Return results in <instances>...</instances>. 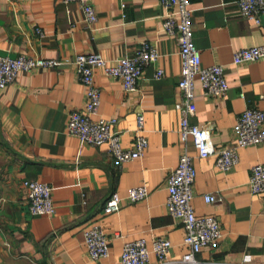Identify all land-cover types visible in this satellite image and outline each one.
<instances>
[{"label":"crops","instance_id":"0c3cea01","mask_svg":"<svg viewBox=\"0 0 264 264\" xmlns=\"http://www.w3.org/2000/svg\"><path fill=\"white\" fill-rule=\"evenodd\" d=\"M159 0H92L97 20L86 23L77 2L63 0H0V54L53 58V69L19 72L0 88V264H119L123 244L144 238L169 240L168 257L181 262L187 252L182 225L166 212L167 177L186 149L195 178L194 213L212 215L222 236L195 254L198 264H264V194L249 192L250 169L264 164V144L237 147V163L220 171L214 156L196 157L190 140L178 132L182 94L179 46L162 31ZM192 41L202 66L221 64L228 90L207 97L199 79L193 82L195 112L189 122L209 129L217 147L235 144L237 117L246 108L263 107L264 58L234 64L241 48L264 45V13L259 22L240 15L236 0H190ZM148 41L159 53L147 65L136 90H124L119 79L102 69L94 73L100 92L95 118L112 120L120 144L131 147L136 115L143 114L147 146L142 157L118 163L106 143L88 145L67 134L71 110L81 108L86 87L75 76L73 58L98 53L113 63L132 56ZM157 68L163 75L154 77ZM23 180L45 182L52 188L55 213H28ZM143 185L146 199L123 201L119 210L102 211L105 200ZM218 193L219 203H206L203 194ZM99 224L108 236V256L88 257L83 232ZM117 234V236H115ZM250 260L243 263V256ZM156 256L149 254V264Z\"/></svg>","mask_w":264,"mask_h":264},{"label":"built area","instance_id":"2783aa9c","mask_svg":"<svg viewBox=\"0 0 264 264\" xmlns=\"http://www.w3.org/2000/svg\"><path fill=\"white\" fill-rule=\"evenodd\" d=\"M64 2H77L83 13L86 23H94L97 20L92 0H63ZM163 9L161 26L162 31L176 39L179 46L180 77L178 88L182 94L180 102L175 107L180 110L179 122L180 139L186 143H192L196 151V157L207 158L214 156L215 165L220 171L230 170L238 161L237 147L264 144V95L263 107L246 108L238 117L235 124V144L217 148L210 138L209 129L189 122L188 117L195 112L193 82L197 77L203 89V95L207 97H223L228 84L224 78V67L221 64L202 66L199 50L192 41V8L190 0H159ZM236 5L241 16L259 22L260 14L264 13V0H236ZM159 58L157 48L148 41L140 42L132 56H120L113 63L105 60L98 53L77 54L73 58L75 76L85 87V101L83 106L71 110L68 114L66 132L77 137L82 143L97 145L106 143L108 151L118 163L138 159L142 157L147 146V139L142 134L143 114L136 115V128L131 147H123L120 144V134L111 130L112 120L95 118L100 104L99 88L94 81L95 70L100 68L104 74L111 78L119 79L124 90L132 92L136 90V84L144 68L156 62ZM264 58V45L241 48L234 52L232 62L242 64ZM61 62L53 58L40 56L18 55L10 57L0 54V88L14 81L21 71L29 72L36 69H53ZM163 75V70L157 68L154 77ZM195 169L192 157L184 148L179 155L176 167L167 177V197L165 200L166 212L177 220L184 230L182 242L187 247V252L181 257V262L186 264H198L195 259L203 246L216 243L222 233L217 219L212 215L197 216L191 205L193 197V183ZM28 213L32 216L48 215L55 213L52 201V188L45 182L35 180H23ZM247 187L252 194H264V164H255L250 169ZM148 190L139 185L130 188L125 197L121 198L111 194L104 202V213L117 212L123 201L138 202L146 199ZM206 203H219L222 197L218 193L203 194ZM117 236V234L115 235ZM84 244L88 257L91 260H99L108 256V241L99 224L93 223L83 232ZM171 244L168 239L158 237L151 242L148 248L144 238L127 241L123 244L119 264H149V254L156 256L154 264H174L175 261L168 257ZM250 260L248 255L243 256V263Z\"/></svg>","mask_w":264,"mask_h":264}]
</instances>
